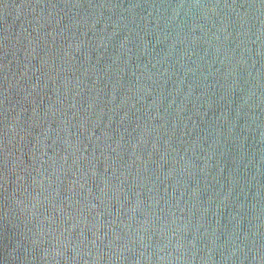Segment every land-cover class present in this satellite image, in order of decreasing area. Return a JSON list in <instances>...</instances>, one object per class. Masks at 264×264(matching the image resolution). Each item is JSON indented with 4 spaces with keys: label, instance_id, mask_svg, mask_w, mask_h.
Returning <instances> with one entry per match:
<instances>
[{
    "label": "water",
    "instance_id": "95a60500",
    "mask_svg": "<svg viewBox=\"0 0 264 264\" xmlns=\"http://www.w3.org/2000/svg\"><path fill=\"white\" fill-rule=\"evenodd\" d=\"M0 264H264V0H0Z\"/></svg>",
    "mask_w": 264,
    "mask_h": 264
}]
</instances>
